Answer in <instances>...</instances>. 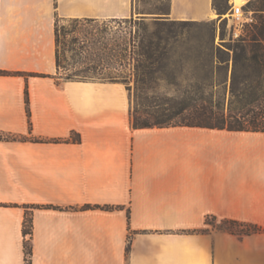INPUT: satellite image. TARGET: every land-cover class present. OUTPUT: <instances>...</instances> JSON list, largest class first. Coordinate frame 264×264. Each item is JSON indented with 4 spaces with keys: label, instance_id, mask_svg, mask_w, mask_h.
<instances>
[{
    "label": "crops",
    "instance_id": "crops-1",
    "mask_svg": "<svg viewBox=\"0 0 264 264\" xmlns=\"http://www.w3.org/2000/svg\"><path fill=\"white\" fill-rule=\"evenodd\" d=\"M135 1L0 0V264H27L29 239L31 264H264V132L135 129L127 84L59 76L57 20H124Z\"/></svg>",
    "mask_w": 264,
    "mask_h": 264
},
{
    "label": "rangeland",
    "instance_id": "rangeland-1",
    "mask_svg": "<svg viewBox=\"0 0 264 264\" xmlns=\"http://www.w3.org/2000/svg\"><path fill=\"white\" fill-rule=\"evenodd\" d=\"M216 1L223 5V14L215 9V19L200 22L172 19L169 14L170 0H136L134 14L124 20H58L61 64L59 76L64 79L85 77L99 80L122 76L126 78L132 96V110L138 107L143 118H151L142 111L147 109L152 112L156 105L194 99L198 86L203 88L207 98L228 106L233 63H224V69L209 74L210 67L205 61L206 51H200L198 46L199 41L205 43L212 34H215L216 46L222 49L234 44L235 40L229 29L233 0H229L228 4L226 0ZM250 1L247 0L244 9L251 13L256 22L254 11L248 7ZM158 23L168 24L171 29L168 35L174 50L166 60L167 69L158 75L163 79L151 83L144 92H137L135 61L128 56L127 60L121 62L116 55L125 44L133 48V52L136 51L139 38L145 34V27L150 34L158 28ZM249 27L250 25L245 28V36H248ZM96 66L100 68L94 69ZM139 95L144 99L141 100ZM225 222H215V218L207 220L208 224L224 227L230 232L238 229Z\"/></svg>",
    "mask_w": 264,
    "mask_h": 264
},
{
    "label": "trees",
    "instance_id": "trees-1",
    "mask_svg": "<svg viewBox=\"0 0 264 264\" xmlns=\"http://www.w3.org/2000/svg\"><path fill=\"white\" fill-rule=\"evenodd\" d=\"M229 0H226L228 4ZM248 7L254 11L256 22L248 29V36H243L234 41L226 49H222L215 44V34L205 43L199 41V50L206 51L205 61L209 65V74L224 69V63H233L231 77V98L226 106L225 103L213 102L203 93V88L198 86L196 97L190 101L187 99L171 104L156 105L154 111L146 113L151 118H143L141 110L135 108L131 111L132 124L135 129L186 126L199 127L218 130H229L234 132L250 131L264 132V0H251ZM214 8L223 14V5L214 0ZM58 22V20H57ZM157 29L148 33L145 27V34L138 40L136 51L127 44L116 57L121 62L130 59L135 61L134 75L137 92L144 90L153 82L162 80V76L167 69L166 60L174 50V45L170 43L168 32L171 29L168 24H157ZM58 45V69L61 70L59 53V31L56 28ZM203 45V46H202ZM205 45V46H204ZM204 47V48H202ZM97 56V55H96ZM217 64V65H216ZM100 66L94 67V69ZM93 69V68H92ZM118 71V69H117ZM68 79L87 80L85 77H69ZM113 82H127L122 76H110ZM27 104L28 101V92ZM141 100L144 99L139 95ZM143 105V103H141ZM28 114L30 111L28 110ZM0 140L2 136L0 135ZM233 228L237 227L232 233H251L258 232L256 226L242 224L236 221H226ZM243 228V229H242ZM234 230V229H233ZM24 235H32V221L27 217L24 226ZM131 243L128 245V250ZM25 254L27 264H31L33 254L31 239L25 242Z\"/></svg>",
    "mask_w": 264,
    "mask_h": 264
},
{
    "label": "built area",
    "instance_id": "built-area-1",
    "mask_svg": "<svg viewBox=\"0 0 264 264\" xmlns=\"http://www.w3.org/2000/svg\"><path fill=\"white\" fill-rule=\"evenodd\" d=\"M244 6L235 7L232 6L229 21H230V32L234 40H238L245 36L244 31L247 26H251L255 23L254 17L251 13L245 11Z\"/></svg>",
    "mask_w": 264,
    "mask_h": 264
},
{
    "label": "bare ground",
    "instance_id": "bare-ground-1",
    "mask_svg": "<svg viewBox=\"0 0 264 264\" xmlns=\"http://www.w3.org/2000/svg\"><path fill=\"white\" fill-rule=\"evenodd\" d=\"M247 2V0H233V5H235V7H240L245 5ZM217 17V15H215V18Z\"/></svg>",
    "mask_w": 264,
    "mask_h": 264
}]
</instances>
